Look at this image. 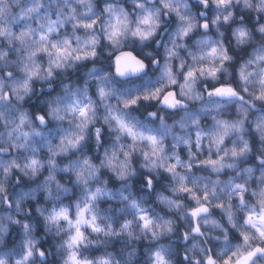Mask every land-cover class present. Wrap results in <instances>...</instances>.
<instances>
[{
	"label": "clouds",
	"instance_id": "clouds-1",
	"mask_svg": "<svg viewBox=\"0 0 264 264\" xmlns=\"http://www.w3.org/2000/svg\"><path fill=\"white\" fill-rule=\"evenodd\" d=\"M0 264H264V0H0Z\"/></svg>",
	"mask_w": 264,
	"mask_h": 264
}]
</instances>
